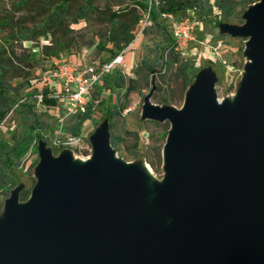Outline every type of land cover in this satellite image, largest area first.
Wrapping results in <instances>:
<instances>
[{"label": "water", "instance_id": "obj_1", "mask_svg": "<svg viewBox=\"0 0 264 264\" xmlns=\"http://www.w3.org/2000/svg\"><path fill=\"white\" fill-rule=\"evenodd\" d=\"M222 34L245 38L234 94L219 98L211 66L180 107L144 95L141 117L168 121L163 176L119 157L106 118L91 154L37 142L36 179L0 212V264H264V0Z\"/></svg>", "mask_w": 264, "mask_h": 264}, {"label": "rangeland", "instance_id": "obj_2", "mask_svg": "<svg viewBox=\"0 0 264 264\" xmlns=\"http://www.w3.org/2000/svg\"><path fill=\"white\" fill-rule=\"evenodd\" d=\"M18 1L0 0V56L9 55L13 59L15 65L11 74H16L10 80V87L3 92L7 97L12 98L14 103L4 118L0 120V146L2 144L4 148V150L0 148V169L4 166L2 159L5 156L12 161L13 166L15 161L12 158L11 149L21 139L27 138L28 149L18 165L6 169L10 176L15 178L16 185H23L22 190L27 191L28 197L36 181L34 167L39 160L37 142L43 139L51 148L52 135L57 129L59 119L65 114L63 84L54 73L63 64L76 63L79 69L84 66H94L97 61L110 58L112 52L118 49L107 42L108 26L97 18L96 12L95 15L90 13L89 21L72 23L77 3L71 4L70 13L65 17L61 27H50L47 34L42 35L41 32L45 29L38 22L47 13V5L39 3L38 6H33L29 3L21 7ZM94 1L96 7L101 9L105 6L111 9L123 8L132 2L130 0ZM255 1L257 0H244V2L237 3L233 8L234 15L227 18L221 13L215 0H207L198 9L194 6L191 9L174 13L175 17L189 13L198 20V25L194 30L195 40L189 44L186 55H178L179 63L188 62L187 86L181 82L180 77H177L178 62L171 65L164 64L170 54L167 49H164V46L169 44L164 30L170 33L167 20L161 15L156 18L163 28L150 20L142 27L138 21L132 27L134 37L131 43L123 47L125 49L123 64L111 70L107 76H103L101 82L92 91V96H101V101L94 109L91 108L89 114L80 116V113L86 112L87 107H85L84 111L70 115L64 122V129L70 132L78 115L80 120L88 118L84 121L80 132L81 147L71 150L74 156L86 158L91 154L89 136L100 123L108 118L110 143L117 155L126 161H139L147 164L153 176L161 179L163 176L162 161L158 160L155 152L160 150L161 154L169 122H158L141 117L144 95L153 84L155 86L151 97L153 103L180 107L186 89L195 79L196 73L205 66H211L217 76L215 88L220 99L234 94L245 62L243 55L245 38L222 34L220 24L223 22L242 23L244 10ZM136 10L141 17L143 10L139 7H136ZM19 24L32 29L34 36L24 39V31L18 29ZM12 34L15 37L9 38ZM27 34L29 33L25 35ZM5 40L8 41L5 42ZM97 42L107 43L104 48L100 49ZM59 46L64 48L56 49ZM24 54H30L27 58H30L32 66L28 69L23 66ZM17 58H22V60L19 62ZM144 60L147 64L153 65L152 72L143 71L142 74H136L137 65H141ZM119 74L123 78L115 82ZM46 88L49 97L57 99L56 103L42 101L41 93ZM121 104L124 108L119 110L118 106ZM37 133L40 138L30 137L31 134L34 136ZM114 137L117 139H113ZM15 186L8 193H5L3 189L0 190V212L3 209L5 198ZM19 200L22 201V198L19 197Z\"/></svg>", "mask_w": 264, "mask_h": 264}, {"label": "trees", "instance_id": "obj_3", "mask_svg": "<svg viewBox=\"0 0 264 264\" xmlns=\"http://www.w3.org/2000/svg\"><path fill=\"white\" fill-rule=\"evenodd\" d=\"M129 5L123 8L118 9H111L108 6L101 8H97L95 5L94 0H55L52 2V0H19L18 5L21 7H24L26 4L32 3L33 6L37 5L39 3H45L47 6V13L43 15V17L38 22L41 27H43L45 30L41 32L42 35H46L49 31L50 27H61L63 21L65 20V17L68 13H70L71 4H76V10L74 11V14L72 16V23H79L80 21H89L90 20V13L93 15H97V18L105 23L108 26V29L106 31V40L110 44L114 45L118 50L112 52L111 56L116 55L120 49L123 47H126L129 45L133 39L132 35V27L138 23L140 19V14L137 12L136 7H139L142 10H145L148 6V0H130ZM207 0H161V3L159 6H152L151 9V16L150 21L157 25L160 28H163L161 26L160 22L156 19L158 16L161 15V13H175L179 10H188L193 8L194 6L196 9L200 8V6H203L204 3ZM201 2V4H199ZM218 8L220 9L221 13L225 16V18L229 16H233L234 13V6L237 5V3L244 2V0H215ZM134 5V6H132ZM199 5V6H196ZM39 13V12H38ZM233 14V15H232ZM181 16V15H180ZM17 27V24L15 25V28ZM19 30L22 29V32L24 33V39H29L34 36V32L32 29L27 28L25 25L19 24ZM24 29V30H23ZM165 33L168 36L169 43L168 46H164V49H167L169 54V57L165 60L164 64L171 65L174 62H178V65L176 67L177 77H180L181 82L187 86L188 80H189V73L188 70V62H181L178 61V54H175L174 48H173V40L170 36V33L166 30ZM26 33H29L25 35ZM15 35L12 34L9 36V38H14ZM19 37V36H18ZM8 40H5L7 42ZM107 42H97L98 47L104 48ZM61 47H57L56 49H60ZM62 47L61 49H63ZM60 49V50H61ZM2 52H4V49H2ZM5 53V52H4ZM27 55L30 54H24L23 57L25 59V62L23 66H25L27 69L32 66V63L30 62V58H27ZM19 62L22 60V58H17ZM156 60V59H155ZM154 60V61H155ZM15 63L13 62V59L9 55L0 56V120L4 118L6 113L10 110L12 107L14 100L12 98L7 97L3 92L7 91L8 87H10V80L12 77H15L16 74H11L13 70V66ZM153 65H149L146 63V61H142L141 65H137L136 67V74L141 73L145 71L146 73H150L153 70ZM11 74V75H10ZM108 75V74H107ZM106 75V76H107ZM123 77L119 74L116 77V81H119ZM130 81H133V79H130ZM130 88L128 87V90ZM42 101L45 103H56L57 99L54 97H49L48 95V89H44L41 93ZM90 107L91 105L88 104L87 110L84 113H80V116L83 114H89L90 113ZM119 110H122L124 106L121 104L118 106ZM119 112V111H118ZM79 115L77 116V120L75 124L70 128V131L73 134H79L84 121L88 118H83L80 120ZM112 116V115H111ZM109 116V117H111ZM79 119V120H78ZM32 139L35 137L40 138L39 133L33 136V134L30 135ZM31 139V140H32ZM117 139V138H113ZM27 138L21 139L14 147L11 149L12 158L14 159L15 163L12 166V161L8 158L3 157L2 161L4 164V168L2 167L0 169V190L3 189L5 193H8V191L16 185V180L12 176H10L8 169L6 168H12L15 167V165H18L20 162L21 157L25 154L26 150L28 149L26 144ZM1 150H4L3 145L0 146ZM5 152H7L5 150ZM155 156L158 158V160H161V154L160 150H157L155 152ZM12 166V167H11ZM13 185V186H12ZM26 190H21L19 193V197L22 198V200H25L27 198Z\"/></svg>", "mask_w": 264, "mask_h": 264}, {"label": "built area", "instance_id": "obj_4", "mask_svg": "<svg viewBox=\"0 0 264 264\" xmlns=\"http://www.w3.org/2000/svg\"><path fill=\"white\" fill-rule=\"evenodd\" d=\"M160 3L161 0H148V6L143 10L139 19L142 27L150 20L152 6L157 7ZM161 16L167 20L174 51L178 55H186L189 44L195 40L194 30L198 25V20L189 13L179 17H175L174 13H161ZM124 53L125 49L122 48L116 55L97 61L94 66H84L81 69L76 63L63 64L58 67L54 75L63 84L65 114L59 119L57 129L50 140L51 150L54 151V154H58L63 149L73 150L81 147L80 133L67 132L64 129V122L70 115L84 111L88 104L91 105L90 109H94L98 105L101 96L93 97L92 91L101 82L103 76L123 64Z\"/></svg>", "mask_w": 264, "mask_h": 264}]
</instances>
